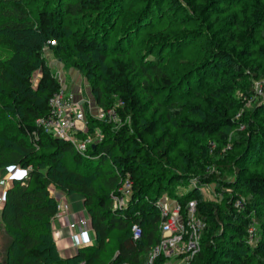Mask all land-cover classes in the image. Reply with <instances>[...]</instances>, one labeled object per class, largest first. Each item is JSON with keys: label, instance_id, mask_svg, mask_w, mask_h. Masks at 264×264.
Wrapping results in <instances>:
<instances>
[{"label": "trees", "instance_id": "obj_1", "mask_svg": "<svg viewBox=\"0 0 264 264\" xmlns=\"http://www.w3.org/2000/svg\"><path fill=\"white\" fill-rule=\"evenodd\" d=\"M28 1L37 3L34 16L25 0H0V4L9 6L5 9L0 7V46L13 54L7 61L0 58V116L5 119L0 129V142L10 149L9 152L0 150V165L13 164L26 172L16 177L1 205L0 222L12 238L5 253L6 264H106L102 253L115 232H119L117 253L109 264H146L162 238V218L155 203L165 194L177 198L183 210L190 200L197 201V217L206 222L203 251L190 264H195L198 258L201 259L198 264H264V239L253 248L248 243V230L254 218L264 227L263 176L236 174L234 179L224 182L233 193L226 195L220 204L203 200L199 190L192 186L186 194L171 193L174 185L189 182L192 178H197L201 186L203 183L225 181L223 176L232 171L236 158L223 153V148L227 145L232 148L245 146L247 152L240 159L247 161L251 144L264 137V128L250 119L255 110L264 112L262 102L245 113V120H237L235 116L242 104L239 99L228 98L236 89L233 84L244 74L241 65L233 74L228 70L233 66L235 39L229 38L228 43L218 42L211 47L210 44L205 57L200 59L187 57L183 50L194 44L200 47V41L208 39L209 36L202 33L208 27H203L201 21L207 18L208 12L214 11V6L227 10L234 7L235 25L247 28L246 39L250 41L256 23H246L244 10L239 13V4L244 0H200L198 5H190L191 10L181 8L178 0H170L169 6L176 19L173 25H181L184 32L179 37L173 33L159 37L158 41L165 42L164 47L147 66L142 65L149 68L152 75L142 67L144 80L139 81L129 64L115 61L102 70L103 84L93 82L92 92L98 104L104 108L111 107L119 99L123 106L118 112L124 121L129 119L131 126L127 124L113 131L111 126L101 125L106 140L95 148L91 147L85 156L78 153L69 141L56 139L37 125L39 119L51 114L50 98L60 89L44 50L51 46V42H56L54 51L64 53V43L72 42L77 56L74 65L79 68L85 65V75L92 78L90 73L94 64L84 62L83 58L97 52L102 60H106L103 53L107 50L100 47L99 35L107 28V23L102 21L100 24L99 20L107 16L105 9H111L117 0ZM255 9L258 21L264 6L260 4ZM86 18L88 21L84 27L73 30L69 26L70 21ZM149 18L134 26V31L139 26L161 21V15L150 22ZM132 24L127 25L132 27ZM130 31L124 34L125 40L119 39L117 48L126 44L127 47L122 49H132L130 36L134 31ZM259 52L264 55V48ZM176 64L180 66L171 71ZM202 70L211 75L216 70L218 72L214 96L207 93L205 97L210 101L208 109L191 105L189 101L193 93L190 84H194V78ZM37 71L40 78L34 88L33 74ZM174 72L178 78H174ZM152 78L156 81L155 87L150 86ZM240 91L243 96H253L254 85ZM164 94L183 101L171 102ZM165 105L171 108L167 109ZM241 122L252 130L243 142L232 141L230 131ZM169 125L176 126L177 135L183 139L196 138V164L186 155L183 156L181 170H173L174 158L170 151L178 149L179 145L178 138L172 133L164 137ZM210 140L218 143L217 150L212 152L214 154L210 152ZM68 156L72 159L71 166L65 160ZM218 156L220 158L216 162ZM212 160L216 162L219 173L208 171ZM88 161L94 166L91 174L95 173L93 170L105 174L103 195H98L89 176L84 177L75 170V166L84 167ZM106 164L111 170H102ZM127 178L133 187L129 204L124 209H115L114 198L120 196L123 179ZM51 185L83 196L91 232L97 240L96 244L79 248L72 258L61 256L53 237L52 220L58 214V205L48 189ZM240 196L258 199L260 204L252 200L241 210L236 206ZM261 205L262 214L256 209ZM134 224L142 229L143 236L139 241L133 239L131 228ZM154 264H167V259L161 256Z\"/></svg>", "mask_w": 264, "mask_h": 264}, {"label": "rangeland", "instance_id": "obj_2", "mask_svg": "<svg viewBox=\"0 0 264 264\" xmlns=\"http://www.w3.org/2000/svg\"><path fill=\"white\" fill-rule=\"evenodd\" d=\"M27 4H29V7L31 8L32 16H34L36 13H33V10L36 8L37 3H30L28 0H25ZM170 0H117L116 3L112 6L111 9H105L107 16H103L99 22L100 24L102 21H106V29L102 30V32L99 35V44L100 47L103 49H106L107 51L103 53L106 60H102L100 57V54L97 52L91 53V55L87 58H83L84 62H91V64H94V67L91 69L90 75L93 76L90 78L89 76L85 75V65L82 66V68L76 67L74 65V62L77 59L76 53L74 52V45L72 42L68 41L65 42L64 53H56L54 51L55 45H52L50 43V47L48 46L44 50V56L46 60L49 62L50 67L52 68V71L55 72L56 70H59L60 75L63 78L64 87H67L66 91H69V88H73L74 91L77 94L78 99L82 100L84 102V108H85V121L82 123V126L86 130V132L83 134L84 137L91 136L92 139H96L98 134L102 135L103 142L106 140L104 134H102V126L101 125H109L112 127L113 131H116L117 129H121V127L129 124V119L123 120L122 116L119 120H122L121 123H110L108 112L112 109L116 108L117 105L120 104V100H116L115 103L112 104L111 107H102L100 104H98L97 99L95 98L94 93L92 92V84L93 82H97L99 84H103L104 76L102 75V70L106 65H110L115 61H125L133 70V74L138 75V80L143 81V71H141V68L144 66H147L151 60H153L154 55L159 51L162 50L163 44L165 42L158 41L159 37L162 34H168L173 33L177 35L178 37L182 35L184 32V28H181V25H173V23L176 21L175 19V13L172 12V9L169 6ZM181 8L190 9V5L196 6L199 4L200 0H178ZM261 7L264 6V0H244L239 4V13L242 14V11L244 10L245 13V21L246 23H256V27L253 31V37L248 41L246 39L247 35V28H241L236 26L235 21L233 18L235 17L234 12L235 8L230 6V9H226L225 7H218L214 6V11H210L207 14V18H203V21H201V24L204 25L203 27H208L207 30L203 31V34H206L208 39H202L200 41V47L198 45H191L190 47H186V49H183L185 53L188 55L187 57H190L191 59H200L204 58L206 55V51L210 45L213 46L215 43L218 42H224L228 43L229 38L235 39V42L233 43L235 45L234 47V56H233V66L230 70V66L228 67V70L230 73L233 72L236 67L241 65L243 67V78H238L236 83L233 84V87H236V89L233 90V92L230 94L228 98L230 100H236L239 99L240 103L242 104L241 109L236 114L235 118L237 120H245V113H249V111L259 102H262V105H264V96H256V93H254L253 96H243L241 89L249 88L250 85H254V89L256 90L257 83L264 82L262 80L264 78V55L260 54L259 50L264 48V9L262 10V13H259L260 20H256V7L257 5H260ZM0 7L5 9L9 7L8 5L0 4ZM191 10V9H190ZM178 11V10H177ZM159 13V14H158ZM157 15H161L160 22L155 23L154 25H148V26H139L136 31H134V26L139 25L141 22L144 21L145 18H148L150 16V20H153V18ZM2 15H0V22L2 20ZM238 17V16H237ZM140 18V19H139ZM206 19L207 22L206 23ZM240 19H243L242 16ZM167 20V21H166ZM256 20V22H255ZM78 22L70 21L69 26L73 29H79L78 27H84L86 25V22L88 21V18L86 19H79ZM166 22V23H165ZM97 23V22H96ZM133 23V24H132ZM127 24H132V27H130ZM143 24V23H142ZM250 24V23H249ZM105 25V24H104ZM208 25V26H207ZM142 27V28H141ZM134 31L133 35L130 36V40L133 42L132 49L125 50L122 48L127 47V45L121 44L120 48H117L118 41H120L124 38V34L128 31ZM130 31V32H131ZM101 34L104 36L101 37ZM210 38H213L210 40ZM125 40V38H124ZM224 46V44H222ZM172 47V46H171ZM209 47V48H210ZM227 48V47H226ZM102 49V50H103ZM229 50V49H228ZM161 52V51H160ZM12 52L10 50L4 49L2 46H0V58L2 60L7 61V59L10 60L12 56ZM79 56V55H78ZM18 56L16 57V61H18ZM18 64V63H15ZM219 65V64H218ZM217 65V66H218ZM16 66V65H14ZM180 65L176 64L174 68L171 71H174V69L178 68ZM220 66V65H219ZM147 69L146 73L148 75H152V71ZM217 69H220L217 67ZM227 70V71H228ZM175 73V72H174ZM218 72L216 70L215 74H209L208 72H205V70L200 71L198 76L194 78V84H190L193 89V93H191L189 97V101H191V105H199L204 109H208L209 102L205 97L207 93H212L214 96L215 90H216V80ZM231 75V74H230ZM40 72L37 71L33 74V85L34 88L38 85ZM65 76V78H64ZM186 75H184V78ZM260 77V78H259ZM174 78H178L177 73H175ZM183 78V79H184ZM180 79V78H179ZM176 81H179L176 79ZM188 82V80L186 81ZM229 84L232 83L229 78ZM103 86V85H102ZM150 86L155 87L156 81L154 78L150 80ZM256 92V91H255ZM156 94H160L159 92H156ZM165 95V94H164ZM168 99L170 98V101H183V99L178 100L176 96H170L165 95ZM217 100V97H215ZM158 100V99H157ZM163 102V101H162ZM167 109H170L171 107L168 105H165ZM1 111V110H0ZM234 113V112H233ZM231 113V115L233 114ZM3 116V115H2ZM0 116V129L3 128L4 118ZM254 118V119H253ZM250 119L254 120L256 124L260 128H264V112L255 110L254 113H252ZM177 127L169 125L164 132V137H169L168 134L172 133L178 138V149L173 150L171 149L170 153L172 154V157L174 158V168L173 170L180 171L181 163L183 162V156L189 155L192 160L194 159V164L197 163V160H195L194 156L197 154L198 147L196 145V138L195 137H187L186 139L182 138L181 136L177 135ZM246 123L241 122L238 123L236 128L234 130L230 131L229 136H231V140H237L240 142H243L245 138L248 137V133L252 130L248 127L246 130ZM160 134L161 133H157ZM167 134V135H165ZM171 137V136H170ZM260 138V137H259ZM255 140V143L253 142L250 147V157L247 159V161H244L240 159L241 156H243L247 151L245 146L243 147H234L227 145L223 148V153H230L235 159V163L233 165V169L231 172H228L224 174L223 180H220L219 182H211V183H203L202 186L200 185L197 178H192L189 180V182L176 184L172 188V194L176 195H182L186 194L191 186L194 189L199 190V194L202 196L203 200L212 202L214 204H220L224 202V197L228 194H232V189L224 184V182L230 181V179H234L236 174L242 173L243 177H251L253 176H263L264 177V137ZM165 142L168 143V140H165ZM166 143V144H167ZM210 152L212 153L214 150H217L218 143L215 141L210 140ZM93 147V146H92ZM222 149V148H221ZM0 150H3L4 152H9L10 149L4 146L0 142ZM214 154V153H212ZM230 155V156H231ZM252 156V157H251ZM69 158L65 159L69 166H71V156H68ZM232 157V158H233ZM218 158L215 160L216 162L219 160ZM215 161H211V163L208 164V171L211 173H219L218 169L216 168ZM90 161L86 164L84 167H78L75 166V170L77 172H80L84 175V177H88L93 186L97 189L98 195H103L104 188L102 186V182L105 179V174L100 173L96 170H93L95 173H92L93 165L92 163L89 164ZM102 170H111L110 166L108 164L105 165V167L102 166ZM27 171V170H26ZM23 173H26L25 171L21 170L20 168L16 167L13 164L4 163L0 165V216L2 212V198L6 195L8 189L14 184V181L18 175H22ZM91 174V175H89ZM19 177V176H18ZM190 186V187H189ZM50 190V193L53 198L56 199L57 205L61 203L62 210L66 209V212H68L70 215L75 216L73 217V221L76 222V218L78 220L79 217H84L89 220V213L87 211V208L83 204V196L78 192H70L65 191L62 189H57L54 185L49 186L48 188ZM168 195V194H167ZM168 198L172 201H177L182 205L180 201H178L177 198L173 197L172 195H168ZM243 203V205L247 204L249 201L256 199H250L246 196H240V199ZM79 202L81 204H75V202ZM195 201V200H190ZM197 202V201H196ZM238 202V201H237ZM236 202V203H237ZM258 204H260V201H258ZM82 207V209L80 208ZM69 208H71L69 210ZM242 210V208H239ZM244 209V208H243ZM257 212L263 213L262 205L257 207ZM68 210V211H67ZM61 209L58 208V212L60 213ZM159 214L161 216V212L159 210ZM57 218V216H56ZM58 219V218H57ZM70 225V224H69ZM71 236H77L78 239L82 236H80L79 231H72L69 229ZM249 245L253 248L257 245L259 240L264 239V227L261 223L258 222L257 218H254L253 224L250 226L249 230ZM160 233L162 234L161 224H160ZM89 239L91 243L96 244L97 240L94 236V233L89 231L88 232ZM112 238L106 248V250L102 253L104 261L106 264H109L114 260V256L117 253V240L119 237V232H115L112 234ZM204 237V235H203ZM202 237V241H203ZM12 241L10 233L7 231L6 227L3 225V223L0 222V264H6V249L9 245V243ZM202 242L200 245V250L198 253H196V256L191 260V262L198 256L201 255L203 249L201 248ZM73 251L71 252L72 256L68 258H72L77 255L76 245H73ZM150 257V256H149ZM150 258H148L149 261ZM197 261L195 264H198L200 258L196 259ZM147 261V263H148ZM190 262V263H191ZM146 263V264H147ZM167 264H181V260L179 258H173V259H167Z\"/></svg>", "mask_w": 264, "mask_h": 264}, {"label": "built area", "instance_id": "obj_3", "mask_svg": "<svg viewBox=\"0 0 264 264\" xmlns=\"http://www.w3.org/2000/svg\"><path fill=\"white\" fill-rule=\"evenodd\" d=\"M55 43L51 42L52 45H55ZM54 77L59 81L60 89L50 98L49 104L52 112L47 117L39 119L37 125L45 133L52 135L56 139L69 141L78 153L85 156L92 146L101 144L104 139L100 134H98L96 139H92L91 136H83L86 132L82 126V123L85 121L84 102L78 99L76 92L66 91L67 87H64L63 78L59 70L54 72ZM256 87V96H264V82L257 83ZM121 106H123L122 101H120V104L116 108L108 112V121L110 123H121L122 120H119L121 116L118 112ZM121 187L120 196L114 198L115 209L127 207L133 193L130 179H123ZM4 200L5 196L2 198V202ZM155 205L161 212L162 238L153 249L147 264H154L161 256L165 259L179 258L181 264H190L191 260L200 250L203 232L206 228V222L197 217V202L190 201L186 209L183 210L179 202L171 201L168 195L165 194L156 200ZM236 206L244 208L241 200L236 203ZM58 208L61 209L57 215L58 219L66 215L70 216L66 212V209L62 210L61 204H59ZM69 229L79 231L80 236H82V242L79 244L78 249L91 245L88 236V232L91 231L90 223L87 218L81 217L78 220L76 218V222L70 223ZM131 232L135 241H139L143 236L142 229L137 224L132 226ZM74 237L76 238L77 236Z\"/></svg>", "mask_w": 264, "mask_h": 264}, {"label": "crops", "instance_id": "obj_4", "mask_svg": "<svg viewBox=\"0 0 264 264\" xmlns=\"http://www.w3.org/2000/svg\"><path fill=\"white\" fill-rule=\"evenodd\" d=\"M75 92L73 88H69V92ZM61 204V203H60ZM75 204H80L78 201L75 202ZM81 206V204H80ZM59 207V205H58ZM82 209V207H80ZM59 213V212H58ZM58 215V214H57ZM73 217L75 216H64L63 218L57 219L56 217L52 220V232L53 237L55 238V242L57 244V248L59 253L62 257L68 258L72 256L71 252L74 250L73 245H76V248H78L79 244H81L82 239L81 237L78 239V237L71 236L69 231V224L73 221ZM80 219L81 217L78 216ZM91 230V228H90ZM93 245V243H91Z\"/></svg>", "mask_w": 264, "mask_h": 264}, {"label": "water", "instance_id": "obj_5", "mask_svg": "<svg viewBox=\"0 0 264 264\" xmlns=\"http://www.w3.org/2000/svg\"><path fill=\"white\" fill-rule=\"evenodd\" d=\"M96 147V145L95 146H93V148H95Z\"/></svg>", "mask_w": 264, "mask_h": 264}]
</instances>
